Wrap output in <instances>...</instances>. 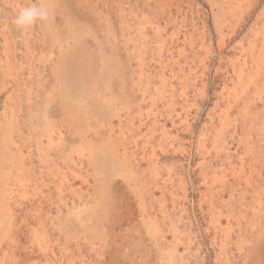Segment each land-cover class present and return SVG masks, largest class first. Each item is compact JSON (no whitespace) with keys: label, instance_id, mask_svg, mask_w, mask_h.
Instances as JSON below:
<instances>
[{"label":"rangeland","instance_id":"1","mask_svg":"<svg viewBox=\"0 0 264 264\" xmlns=\"http://www.w3.org/2000/svg\"><path fill=\"white\" fill-rule=\"evenodd\" d=\"M0 0V264H264V0Z\"/></svg>","mask_w":264,"mask_h":264},{"label":"clouds","instance_id":"2","mask_svg":"<svg viewBox=\"0 0 264 264\" xmlns=\"http://www.w3.org/2000/svg\"><path fill=\"white\" fill-rule=\"evenodd\" d=\"M48 18L49 8L43 3V0H39V2L20 7L13 19V24L19 30L27 31L36 23L47 21Z\"/></svg>","mask_w":264,"mask_h":264}]
</instances>
